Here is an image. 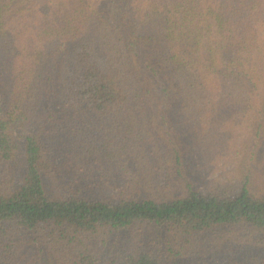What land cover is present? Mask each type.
Here are the masks:
<instances>
[{"label":"trees","instance_id":"16d2710c","mask_svg":"<svg viewBox=\"0 0 264 264\" xmlns=\"http://www.w3.org/2000/svg\"><path fill=\"white\" fill-rule=\"evenodd\" d=\"M205 250L264 264V0H0V264Z\"/></svg>","mask_w":264,"mask_h":264},{"label":"rangeland","instance_id":"374dc122","mask_svg":"<svg viewBox=\"0 0 264 264\" xmlns=\"http://www.w3.org/2000/svg\"><path fill=\"white\" fill-rule=\"evenodd\" d=\"M217 241H221V239H218ZM204 258L205 260L208 262V264H212L213 261L216 259V254L213 250H210L209 252L208 251H204ZM222 264H224V262H222Z\"/></svg>","mask_w":264,"mask_h":264}]
</instances>
